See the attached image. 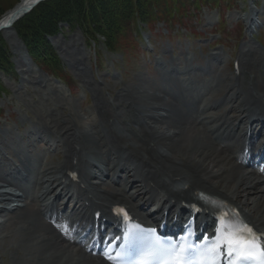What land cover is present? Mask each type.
I'll return each mask as SVG.
<instances>
[{
    "label": "bare ground",
    "instance_id": "bare-ground-1",
    "mask_svg": "<svg viewBox=\"0 0 264 264\" xmlns=\"http://www.w3.org/2000/svg\"><path fill=\"white\" fill-rule=\"evenodd\" d=\"M36 1L21 0L0 19V32L16 55L17 68L25 82L34 78L29 75L34 68L13 30L15 24H11ZM247 21L257 25L252 15ZM259 54L252 45L241 50L240 76L229 78L227 84L218 83V88L197 78L198 83L194 81L190 87L200 85L206 89L205 94L194 95L182 88L181 78L173 77L178 71L176 68L164 71L169 78L163 77L159 83L139 76L137 82L122 87L113 101L104 97V87L97 83L93 96L99 123H85L77 113L76 116L68 112L65 97H47L45 109L37 111L38 120L51 139L44 147L63 157H44L34 164L32 160L38 157L37 153L29 156L17 151L16 160L5 159L4 167H0V239L6 242L20 232L27 238V245L31 242L32 247L42 250L39 259L45 263L107 264L84 252L81 244L69 235L66 222H46L42 216L52 219L54 215L47 207L64 202L74 191L91 206L102 210L104 216L109 214L110 207L125 204L137 217L149 202L157 204L158 214L162 205L174 208L182 201L193 202L195 194L202 192L238 205L247 219L264 232V176L254 169L246 171L240 153L232 145L223 143V139L233 138L238 147H253L255 142L246 138L251 120L250 132L259 129L264 137V130L260 128L264 125V60ZM84 65L79 63L78 68ZM87 78L88 75L84 77ZM35 82L41 85L45 79L38 76ZM51 103L56 107L53 111ZM198 104L209 109L222 107L225 111L213 117L209 116V109L202 115L187 111L200 110ZM111 110L120 114H113ZM116 116L123 125L117 123ZM201 117L212 121L217 129L214 131L210 124L200 123ZM134 127L136 131L132 130ZM240 128L245 130L242 135L236 134ZM222 130L226 135L215 138V133ZM4 145L9 147L6 141ZM29 146L35 151L36 146ZM4 155L1 150L0 157ZM71 173L79 176V184L74 182ZM15 174H19L18 179H11ZM116 178V185L110 187L108 179ZM120 180H130L132 188L141 184L136 195L127 196L130 186L118 184ZM25 184L32 185L33 189H25ZM80 185L87 188L82 191ZM148 193L168 199L146 200L143 196ZM75 207L80 210L81 205L76 203Z\"/></svg>",
    "mask_w": 264,
    "mask_h": 264
},
{
    "label": "rangeland",
    "instance_id": "rangeland-1",
    "mask_svg": "<svg viewBox=\"0 0 264 264\" xmlns=\"http://www.w3.org/2000/svg\"><path fill=\"white\" fill-rule=\"evenodd\" d=\"M20 1L0 0V19L14 9ZM89 2L93 3V7H103L104 9L106 7L108 10L112 8L108 7L106 0H72V6L74 4L72 14L66 15L67 20H56L59 31L53 37L47 36V41L51 42L53 56L55 55L56 60H58L57 63L62 67L61 72L63 73L57 72V74L69 82L70 88L55 80L52 73L51 75L47 74L48 68H45L44 72L37 63L30 59L28 60L33 65L34 71L32 70L28 74L34 78L26 79L25 82L23 74L17 68L16 55L13 53L9 42L0 32V147L5 150L7 157L17 159L15 156L17 151L29 156L37 153L38 157H35L34 161L32 160V163L35 164L43 161L44 157L55 158L60 156V153H53L51 149L44 147L43 142L48 141V137L46 133H43L45 130L37 117V111H41L47 106L45 105L47 104V97H54L55 95L65 97L68 112L72 111V115L77 113L85 123H89V121L98 123L99 116L95 108V95L93 96V93L94 87L99 84L105 88L102 92L104 97L113 101L122 87L137 82L139 76L159 83L163 78V73H156L158 67L167 69L174 67L178 68L177 76L182 80L180 82L182 88L189 89L192 80L199 77L210 83L213 88H218L217 82L220 79V74L225 75L221 80L227 76L232 77V60L245 47L246 42L250 43L251 41V44H255L260 51L264 52V48L257 43L258 41L264 43V0L239 2L237 9L233 10L232 8L225 15L222 14L224 7L222 9L217 7L205 8L201 13L192 12L188 21L181 20L177 13H172L170 18L164 15L163 18H167L166 21L164 20L165 22L154 18L145 27V33L142 35L140 33V36L135 39L132 38V35L136 37L137 28L132 20L130 22L133 30L130 32L129 30L124 32L122 30L120 33H116L118 36L114 41L113 52L104 48L102 37H99L100 41L94 44L89 41L80 28L84 18L82 14L90 8ZM121 3L119 7H124L123 2ZM34 11L26 17L30 15L35 24L38 21L37 14L39 12ZM251 15L260 24V27L247 23ZM156 16H160V14H156ZM250 25L254 33L247 32ZM14 31L16 32V30ZM218 33L223 34V36L221 37ZM235 37L242 39L236 40ZM17 39L21 41L23 46H26L18 35ZM209 46L213 48L211 53H218L220 60L212 62L211 65H213L214 70L210 69L209 75L204 77L202 69L206 70V67L203 63L202 51H206ZM262 57L260 56L264 60V55ZM50 59L55 60L53 57ZM6 60H10L9 65L6 64ZM78 62L85 65L79 69ZM219 62L222 63L223 69L219 66ZM218 66L219 70L216 72ZM162 71L164 72L165 69ZM86 75L89 78L84 79ZM114 75L117 77L114 78ZM38 76L45 79L41 85H36L35 81ZM192 90L205 91L199 86ZM52 103L51 105H53ZM54 106H52V111L56 109ZM111 112L120 114L116 110H111ZM69 115L71 116V114ZM116 117H118L116 121H119L120 117ZM121 120H124V117ZM110 121L112 122L111 118ZM117 123L122 124L120 121ZM132 130L136 131L135 127ZM5 141L9 147L4 145ZM29 145L37 146L35 151H32ZM3 162L4 159L0 158V167ZM27 242V238H23L20 232L6 242L0 239V264H52L39 259L42 250L32 247L34 245L31 246V242L27 245Z\"/></svg>",
    "mask_w": 264,
    "mask_h": 264
},
{
    "label": "trees",
    "instance_id": "trees-1",
    "mask_svg": "<svg viewBox=\"0 0 264 264\" xmlns=\"http://www.w3.org/2000/svg\"><path fill=\"white\" fill-rule=\"evenodd\" d=\"M104 1V0H103ZM108 7H93V3L89 2L90 8L87 9L82 16L80 28L88 38H96L101 36L106 40V44L110 50H113L118 36L122 30L127 31L131 28V22L135 13L144 22H149L154 18L162 19L164 15H170L173 12L186 15L192 6L199 8L201 5L219 6L226 2L235 0H106ZM72 0H49L35 9L37 14V22L34 24L32 19L26 17L15 25L17 35L25 43L26 48L33 61L37 63L43 70L55 72L58 68L55 55L47 36H54L59 29L56 20H67L66 15L72 14L74 4ZM119 2V3H118ZM123 2L124 7H119ZM192 2V3H190ZM56 5V6H55ZM33 12V13H34ZM32 13V14H33ZM160 14V16H156ZM81 16V15H80ZM129 21L128 23H126ZM74 27V24H73ZM125 28V29H124ZM117 33V34H118ZM55 58V60L50 58ZM1 61V59H0ZM6 64H10V60H6ZM1 65V63H0ZM3 69V68H2Z\"/></svg>",
    "mask_w": 264,
    "mask_h": 264
},
{
    "label": "snow or ice",
    "instance_id": "snow-or-ice-1",
    "mask_svg": "<svg viewBox=\"0 0 264 264\" xmlns=\"http://www.w3.org/2000/svg\"><path fill=\"white\" fill-rule=\"evenodd\" d=\"M262 240L246 224L223 223L215 241L202 249L163 248L153 243L138 264H218L222 256L227 257L228 264H264Z\"/></svg>",
    "mask_w": 264,
    "mask_h": 264
},
{
    "label": "water",
    "instance_id": "water-1",
    "mask_svg": "<svg viewBox=\"0 0 264 264\" xmlns=\"http://www.w3.org/2000/svg\"><path fill=\"white\" fill-rule=\"evenodd\" d=\"M45 1H47V0H37L31 7H29L27 10H25L22 14L18 15L16 17V19L12 22L11 25H14L17 22H19L21 19L26 17L28 14H30L33 9H35L38 5H40L41 3L45 2ZM1 28H2V26H0V29Z\"/></svg>",
    "mask_w": 264,
    "mask_h": 264
}]
</instances>
